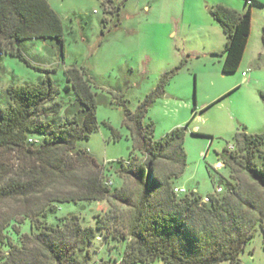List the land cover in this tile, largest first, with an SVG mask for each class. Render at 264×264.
Instances as JSON below:
<instances>
[{
  "label": "trees",
  "instance_id": "16d2710c",
  "mask_svg": "<svg viewBox=\"0 0 264 264\" xmlns=\"http://www.w3.org/2000/svg\"><path fill=\"white\" fill-rule=\"evenodd\" d=\"M253 2L261 4L245 0L249 7L243 13L222 4L209 9L225 35L222 73H233L240 65ZM32 38L63 45L61 19L48 1L0 0V56H16L31 65L21 43ZM261 40L264 46V26ZM180 66L164 73L134 113L128 111L141 157L118 160L116 171L137 185L135 194L112 186L103 166L81 145L97 127V102L84 68L64 70L66 87L74 90L71 99L57 98L59 89L50 76L7 86L0 106V264H93L96 251L91 246L98 233L124 242L119 264H242L239 254L247 241L258 227L264 231V131H237L231 145L217 153L229 176L212 167V179L222 190L215 188L208 201L195 190L175 192L171 175L185 166V127L153 139V123L144 126L142 118ZM162 159L178 164V171L156 174L155 165ZM240 172L253 182L241 183ZM60 185L70 190L61 191ZM8 200H23L25 206L14 214L6 212L3 204ZM101 200L109 208L94 216L95 224H83L77 214L55 216L60 205Z\"/></svg>",
  "mask_w": 264,
  "mask_h": 264
},
{
  "label": "rangeland",
  "instance_id": "374dc122",
  "mask_svg": "<svg viewBox=\"0 0 264 264\" xmlns=\"http://www.w3.org/2000/svg\"><path fill=\"white\" fill-rule=\"evenodd\" d=\"M47 1L61 19L63 45L50 38L24 40L21 50L31 65L2 54L0 106L6 101L7 86L37 83L45 76H50L59 89L58 99H71L74 90L66 87L64 70L71 66L84 68L91 76L97 102V127L81 145L103 166L104 176L112 186H123L126 192L135 194L137 185L126 177L120 178L116 171L118 160L141 157L138 138L129 127L128 111L134 113L164 73L181 64L148 106L142 124L153 123V139L185 127V166L177 176L171 175L172 187L195 190L202 198L213 194L217 183L212 179V167L224 177L229 176L228 169L217 162V153L231 145L237 131H264V0L250 5V33L240 65L233 73L221 71L225 38L209 12L219 4L215 2L218 0ZM230 1L241 13L249 7L245 0ZM178 169V164L166 159L155 165L159 176ZM238 177L241 183L253 182L245 172ZM63 187L60 185L59 190H70ZM23 206V200L3 204L5 211L12 214ZM108 208L105 200L78 201L60 205L55 216L77 214L83 224H95L94 216H102ZM119 209L127 208L119 205ZM54 220L49 217L50 222ZM25 228L22 227L24 231ZM123 243L98 233L91 246L96 251L93 264H119ZM239 258L242 264H264L261 228L247 241ZM218 264L231 263L224 260Z\"/></svg>",
  "mask_w": 264,
  "mask_h": 264
},
{
  "label": "built area",
  "instance_id": "2783aa9c",
  "mask_svg": "<svg viewBox=\"0 0 264 264\" xmlns=\"http://www.w3.org/2000/svg\"><path fill=\"white\" fill-rule=\"evenodd\" d=\"M249 2H250V1H248V3H249ZM219 164H221V166H222V163H221V162H219ZM216 166H217V164H216ZM174 190H175V192H184V191H185L184 188H178V187H175ZM221 190H222L221 186H217V187H216V191H217V192H220ZM202 200H203V201H208V197H207V196H204V197L202 198Z\"/></svg>",
  "mask_w": 264,
  "mask_h": 264
},
{
  "label": "crops",
  "instance_id": "0c3cea01",
  "mask_svg": "<svg viewBox=\"0 0 264 264\" xmlns=\"http://www.w3.org/2000/svg\"><path fill=\"white\" fill-rule=\"evenodd\" d=\"M219 4H222V5H226L228 7H231V8H235V6L231 5L229 2H231L230 0H218V1H215ZM237 9V8H236ZM240 12V11H239ZM224 35V33H223ZM224 38H225V35H224ZM262 55V52H259L258 53V57H260Z\"/></svg>",
  "mask_w": 264,
  "mask_h": 264
}]
</instances>
